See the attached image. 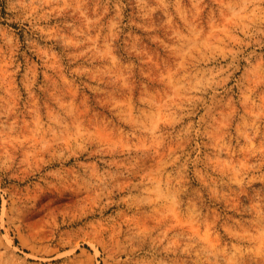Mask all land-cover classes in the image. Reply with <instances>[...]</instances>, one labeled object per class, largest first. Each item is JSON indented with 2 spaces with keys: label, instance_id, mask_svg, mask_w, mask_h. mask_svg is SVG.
Wrapping results in <instances>:
<instances>
[{
  "label": "rangeland",
  "instance_id": "rangeland-1",
  "mask_svg": "<svg viewBox=\"0 0 264 264\" xmlns=\"http://www.w3.org/2000/svg\"><path fill=\"white\" fill-rule=\"evenodd\" d=\"M0 264H264V0H0Z\"/></svg>",
  "mask_w": 264,
  "mask_h": 264
}]
</instances>
